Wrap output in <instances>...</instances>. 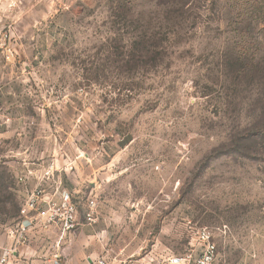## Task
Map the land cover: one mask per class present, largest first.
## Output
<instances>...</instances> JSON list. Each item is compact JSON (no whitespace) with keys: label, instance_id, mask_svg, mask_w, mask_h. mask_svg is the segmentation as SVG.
<instances>
[{"label":"rangeland","instance_id":"374dc122","mask_svg":"<svg viewBox=\"0 0 264 264\" xmlns=\"http://www.w3.org/2000/svg\"><path fill=\"white\" fill-rule=\"evenodd\" d=\"M0 31V224L59 187L82 264H155L204 228L218 264H264V0H0Z\"/></svg>","mask_w":264,"mask_h":264},{"label":"built area","instance_id":"2783aa9c","mask_svg":"<svg viewBox=\"0 0 264 264\" xmlns=\"http://www.w3.org/2000/svg\"><path fill=\"white\" fill-rule=\"evenodd\" d=\"M13 55L10 35L0 31V57L10 59ZM96 210V200L89 198L83 214L86 224L95 222ZM80 224L79 208L69 190L57 187L49 191L44 187H35L24 197L14 222L0 224V264H19L22 257L28 256L32 239H44L51 233L57 234L53 247H50L51 261L53 264H68L62 259L59 243ZM196 235L197 242H191L186 252L169 254L155 261V264H218V250L209 231L200 229ZM96 264L108 263L100 259Z\"/></svg>","mask_w":264,"mask_h":264},{"label":"crops","instance_id":"0c3cea01","mask_svg":"<svg viewBox=\"0 0 264 264\" xmlns=\"http://www.w3.org/2000/svg\"><path fill=\"white\" fill-rule=\"evenodd\" d=\"M85 224H82V227H84ZM80 227L81 229H84ZM78 228V230H75L71 234L70 242L73 248V251L71 253V264H82V260L85 257V252H80L79 250H75L74 243L77 241V237L80 234L81 229ZM54 234V233H51ZM49 238V239H48ZM56 241V237L54 235H47L44 239H32L30 241L31 247L28 251V256L26 258L22 257V260L19 262V264H53V262L50 259V254L52 251L53 244ZM50 247L47 246V244ZM47 247H49V250H46Z\"/></svg>","mask_w":264,"mask_h":264}]
</instances>
